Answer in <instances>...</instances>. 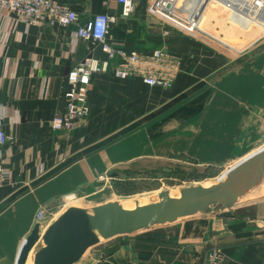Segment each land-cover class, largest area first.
Segmentation results:
<instances>
[{
	"label": "crops",
	"instance_id": "0c3cea01",
	"mask_svg": "<svg viewBox=\"0 0 264 264\" xmlns=\"http://www.w3.org/2000/svg\"><path fill=\"white\" fill-rule=\"evenodd\" d=\"M58 1L81 24L100 13L116 16L109 35L114 46L162 47L180 72L171 87H152L115 76L113 60L108 72L92 76L90 115L74 130L57 132L50 120L65 111L69 70L87 55L105 54L77 37V25L27 26L0 12V115L12 137L0 146L9 176L0 187V264H16L36 223L43 234L70 208L66 203L96 193L100 175L203 173L264 144V49L250 58L233 56L228 43L185 35L152 14L150 0H137L128 18L116 0ZM213 247L224 253L222 264H264V189L221 214L105 240L80 264H205Z\"/></svg>",
	"mask_w": 264,
	"mask_h": 264
},
{
	"label": "water",
	"instance_id": "95a60500",
	"mask_svg": "<svg viewBox=\"0 0 264 264\" xmlns=\"http://www.w3.org/2000/svg\"><path fill=\"white\" fill-rule=\"evenodd\" d=\"M264 189V149L237 163L226 177L210 186H192L180 196L169 190L158 200L133 209L119 202L84 209L70 207L42 234L36 223L26 238L16 264H27L35 247L33 264H76L86 252L105 240L133 235L196 215L224 213L250 201Z\"/></svg>",
	"mask_w": 264,
	"mask_h": 264
},
{
	"label": "built area",
	"instance_id": "2783aa9c",
	"mask_svg": "<svg viewBox=\"0 0 264 264\" xmlns=\"http://www.w3.org/2000/svg\"><path fill=\"white\" fill-rule=\"evenodd\" d=\"M116 1L121 5V17H130L134 12L137 0ZM166 1L150 0L151 13L173 19V15L165 10ZM227 1L236 8L242 6V2L240 4L237 0ZM0 12L12 15L16 22H23L27 26L45 22L61 26L77 25V37L99 45L105 54L103 59L87 55L69 70L67 74L68 88L64 93L65 111L54 115L50 120L51 128L54 131H72L80 120L90 115L89 91L92 76L96 73L108 72L113 60H117L113 70L115 76L123 80L138 78L144 84L152 87H171L180 72V63L173 56H169L162 47L139 50L114 46L109 40V35L111 26L117 18L110 13L97 14L94 18L81 24L77 12L58 0H0ZM242 14L244 13L242 12ZM3 120L0 115V146H4L12 140V137L4 130ZM8 179L3 154L0 153V187ZM98 179L100 181L108 180L106 175H102ZM44 215L45 212L42 209L38 218L41 219ZM224 257L220 248L213 247L206 253L205 264H222Z\"/></svg>",
	"mask_w": 264,
	"mask_h": 264
},
{
	"label": "rangeland",
	"instance_id": "374dc122",
	"mask_svg": "<svg viewBox=\"0 0 264 264\" xmlns=\"http://www.w3.org/2000/svg\"><path fill=\"white\" fill-rule=\"evenodd\" d=\"M225 1L227 0H167L165 10L173 15V19L163 17L185 35L197 36L206 42L216 40L228 43L233 56L250 58L264 49V1L237 0L242 2V6L237 8ZM262 149L264 144L256 151ZM239 162L225 168L212 167L203 173L120 171L114 177L106 175L108 180L97 179L99 184L93 195L72 199L65 206L70 204L69 207L92 209L117 200L124 208H132L143 201L158 199V194L163 190L178 195L180 190L197 185L208 186L223 180L226 173ZM80 262L81 260L78 263Z\"/></svg>",
	"mask_w": 264,
	"mask_h": 264
},
{
	"label": "bare ground",
	"instance_id": "6f19581e",
	"mask_svg": "<svg viewBox=\"0 0 264 264\" xmlns=\"http://www.w3.org/2000/svg\"><path fill=\"white\" fill-rule=\"evenodd\" d=\"M217 182H219V181H217ZM214 183H216V182H214ZM214 183H212V184H214ZM212 184H210V185H212ZM210 185H208V186H210ZM187 192L185 191V190H180L179 191V194L178 195H174L171 191H170V195H172V196H180V195H183V194H186ZM158 199H156V200H150V201H143V202H141V203H139V205H145V204H149V203H151V202H154V201H157ZM133 208H135V206L134 207H132V208H126V209H133ZM35 248V247H34ZM33 248V249H34ZM32 249V250H33ZM32 252V251H31ZM30 252V253H31Z\"/></svg>",
	"mask_w": 264,
	"mask_h": 264
},
{
	"label": "trees",
	"instance_id": "16d2710c",
	"mask_svg": "<svg viewBox=\"0 0 264 264\" xmlns=\"http://www.w3.org/2000/svg\"><path fill=\"white\" fill-rule=\"evenodd\" d=\"M180 173V172H179Z\"/></svg>",
	"mask_w": 264,
	"mask_h": 264
}]
</instances>
